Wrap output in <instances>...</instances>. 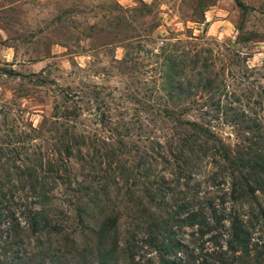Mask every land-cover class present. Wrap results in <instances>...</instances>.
<instances>
[{
	"label": "rangeland",
	"instance_id": "374dc122",
	"mask_svg": "<svg viewBox=\"0 0 264 264\" xmlns=\"http://www.w3.org/2000/svg\"><path fill=\"white\" fill-rule=\"evenodd\" d=\"M238 1L247 10L236 0H0V180L15 213L21 256L29 259L38 253L39 241L45 243L43 249L49 242L25 227L24 220L39 207L27 182L21 185L16 178L19 172L50 177L41 165L61 159L60 151L76 134L81 144L65 159L70 175L94 190L106 189L102 209L120 218V239L130 240L141 263L161 264L144 233L146 217H167L166 209H157L144 187L148 173L164 176L176 187L160 157L191 134L179 121L208 123L223 143L186 144L187 155L196 150L194 145H203L193 158L201 162H195L199 169L190 189L182 186L170 194L169 208L175 210L188 192L215 203L229 194L222 147L243 159L255 157L248 155L251 146L264 147L240 143L248 128L235 126L216 105L228 103L247 121L264 120V0ZM168 45L177 47L171 53L182 68L177 80H184L186 88L174 100L163 67ZM207 79L225 90L207 95L197 88ZM68 111L78 117L61 118ZM69 188L52 182L46 186L58 211L70 209L64 203L73 199ZM244 193L234 204L228 196L226 205V218L235 210L249 225L248 246L237 253L235 264H264V194ZM60 216L66 219V214ZM229 223L222 222L221 233ZM63 229L52 239L57 255L91 254L84 236L78 237L79 251L73 254L72 229L68 224ZM194 231H179L186 243L177 261L231 264L225 236L201 239L191 235Z\"/></svg>",
	"mask_w": 264,
	"mask_h": 264
},
{
	"label": "trees",
	"instance_id": "16d2710c",
	"mask_svg": "<svg viewBox=\"0 0 264 264\" xmlns=\"http://www.w3.org/2000/svg\"><path fill=\"white\" fill-rule=\"evenodd\" d=\"M236 2L244 10H247L238 0ZM172 48L175 50L177 47L176 45H168L163 49V54H165L163 67L166 68L164 73L168 96L171 100H174L184 96L186 88L184 80H177L182 68H179V63L176 62L177 59L171 53ZM199 57L201 56L197 57L196 64L200 63ZM203 65L206 67L205 63ZM187 85H189L188 88L191 87L190 83ZM216 86L214 81L207 79L205 82L198 83L197 88L206 91L207 95L214 94L220 88L222 90L226 88L222 83L218 87ZM203 99V97L199 98V102ZM216 105L218 110L227 115L235 126H240L238 124L240 123L242 125L245 124L248 128L245 137H239L240 143H264V120L262 118L256 117L247 121L240 118L237 110H233L228 103L225 104L222 101H218ZM72 117L76 119L78 117L77 113L68 111L61 116V118L68 120ZM199 119L201 121L205 120L202 114ZM179 124L181 127H187L185 131H190L191 134L178 139V143H184L183 145L171 150L172 153L170 152L160 157L166 165L165 170H169L174 176L172 183H175L176 187H170L167 184L168 180L164 176H153L150 173L146 175L145 195H149L151 203L155 204L157 209H166L167 215V217H162L155 213L146 217L147 233H144L147 235L146 243H149V248H152L158 255L161 264H184L182 259L178 258V261L176 259L178 253L183 252V247H185L186 243L184 239L179 238V231L182 228L195 229L191 235L201 239L211 235L210 238L216 241L220 237L225 236L227 238V253L233 256L231 264H235L240 259L237 253L248 246L249 232L247 228L249 225L248 221L241 218V215L235 210H230L232 215L225 217L227 198L230 197L233 200L231 201L232 203L235 200L238 202V197L241 194H245L244 189H246V193L255 194L261 191L264 194V147L256 150L254 146H251L252 149L248 155H255L252 159H243L238 156L239 153L235 150L225 146L222 147L223 158L225 164H227L226 178L227 181L229 180V194H226L225 198L222 197L220 203H215L212 200L204 201L199 199L197 193L191 195L188 192L185 194L187 200L186 198L182 200L181 204L173 210V208H169L170 194L175 193L182 186H185L187 190L190 189L189 184L193 174H197L199 169L195 162H201V158L193 159L197 154L196 151L200 152L201 147L208 143H223L221 138L212 131L208 123L179 121ZM69 139L71 138L69 137ZM71 140L67 142L70 144L66 147L65 152L62 153L60 151L61 159L55 160L53 157L45 165H41V168L50 177L39 176L34 173L26 176L19 172L16 178V181L20 182L21 185L27 182L35 194L33 196L35 204L39 207L38 211L34 210L32 212L28 220H24L25 227L35 234L39 233L42 238L45 237L47 242H49L48 247L43 249L45 243L39 241L37 245L38 253L29 259L21 256L20 245L16 237L18 228L16 227L17 224L14 223L16 221L14 220L15 213L6 192L3 191V182L0 180V264H144L141 263V260L136 259V254L132 252L130 247V240L123 241L120 239V218L116 213L102 209V198L106 194V189L102 191L94 190L84 180L74 181L75 179L73 178L75 177L70 175L71 172L66 165L65 159L72 157L74 149L81 144V138L76 134ZM61 143L65 142L61 141ZM187 143H201L203 145H194L196 150L193 148L192 153L190 152L191 154L187 155L185 152ZM203 155L206 157V152ZM150 170L153 172L155 168L151 167ZM183 180H185V183L181 184ZM51 182L70 187L71 194L68 196L73 199L64 200L66 206L68 203L70 207V209L66 210V213L58 211L53 204L54 197H49L47 194L46 186ZM72 202H75L77 206H72ZM11 204H14L13 201H11ZM61 214H66V219H61ZM261 215L264 220L263 209L261 210ZM225 221L230 222L229 228L226 232L221 233L225 227L222 222ZM66 224L72 229L70 233L68 232V238L72 239L73 254H75V251L76 253L79 251L78 237L84 236L83 239L93 246L90 245L93 250L89 256L83 254L81 256L76 255L72 259H64L63 256L57 255L59 251L52 249L53 236L62 234L65 231L63 228H65Z\"/></svg>",
	"mask_w": 264,
	"mask_h": 264
}]
</instances>
